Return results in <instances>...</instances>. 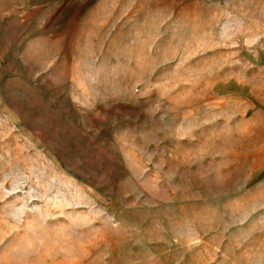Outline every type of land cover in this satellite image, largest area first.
<instances>
[{"label":"rangeland","instance_id":"374dc122","mask_svg":"<svg viewBox=\"0 0 264 264\" xmlns=\"http://www.w3.org/2000/svg\"><path fill=\"white\" fill-rule=\"evenodd\" d=\"M0 0V264H264V0Z\"/></svg>","mask_w":264,"mask_h":264},{"label":"crops","instance_id":"0c3cea01","mask_svg":"<svg viewBox=\"0 0 264 264\" xmlns=\"http://www.w3.org/2000/svg\"><path fill=\"white\" fill-rule=\"evenodd\" d=\"M12 1L17 7L20 9L17 10L18 12H29V13H37L41 10V8L50 5L51 3L55 2L56 0H6Z\"/></svg>","mask_w":264,"mask_h":264}]
</instances>
